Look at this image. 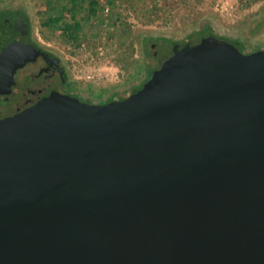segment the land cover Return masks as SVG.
<instances>
[{
  "label": "water",
  "instance_id": "obj_1",
  "mask_svg": "<svg viewBox=\"0 0 264 264\" xmlns=\"http://www.w3.org/2000/svg\"><path fill=\"white\" fill-rule=\"evenodd\" d=\"M0 264H264V47L206 36L122 98L1 117Z\"/></svg>",
  "mask_w": 264,
  "mask_h": 264
},
{
  "label": "rangeland",
  "instance_id": "obj_2",
  "mask_svg": "<svg viewBox=\"0 0 264 264\" xmlns=\"http://www.w3.org/2000/svg\"><path fill=\"white\" fill-rule=\"evenodd\" d=\"M43 5L0 0V19L23 20L29 36L59 57L71 92L88 102L142 85L147 69L172 52L164 40L196 41L205 28L243 52L264 47V0L62 1L49 17ZM87 67L98 77L85 78Z\"/></svg>",
  "mask_w": 264,
  "mask_h": 264
},
{
  "label": "flooded vegetation",
  "instance_id": "obj_3",
  "mask_svg": "<svg viewBox=\"0 0 264 264\" xmlns=\"http://www.w3.org/2000/svg\"><path fill=\"white\" fill-rule=\"evenodd\" d=\"M70 84L59 57L34 41L27 28L0 38V118L51 91L73 94Z\"/></svg>",
  "mask_w": 264,
  "mask_h": 264
},
{
  "label": "trees",
  "instance_id": "obj_4",
  "mask_svg": "<svg viewBox=\"0 0 264 264\" xmlns=\"http://www.w3.org/2000/svg\"><path fill=\"white\" fill-rule=\"evenodd\" d=\"M48 3H49V7H52L53 9L56 10L57 5H55L53 3V1L49 0ZM50 25L52 27H54L55 26V22L54 21H50ZM21 29H22V31L26 30V25L23 22V20L15 19V20L6 21L4 18L0 19V38L3 37L4 35L16 34L17 32H20ZM197 36L198 37H196L197 38L196 41H192L190 38H187L186 40H184L182 42H176V41H172V40H164V41H169L168 43H170L172 45V51H173V49L176 48V47H180V46H182L184 44H190V43L197 42L201 38L206 37V36H212V37H215V38H217L219 40L227 41V42H229L230 44H232L234 47H236L238 49V47H237V45H236V43L234 41H228V40L219 38L217 36H214L210 32H208L205 28H204V31H202L201 33H198ZM160 62H159V64H160ZM157 67L148 68L147 69V76H148V74H150ZM136 89H138V86L137 87H133L132 89H130L129 91H127L126 93H124L122 95L115 96V97H110V98L106 99L105 101H111V100L122 98V97H124V95H126V94H128V93H130V92H132V91H134Z\"/></svg>",
  "mask_w": 264,
  "mask_h": 264
},
{
  "label": "crops",
  "instance_id": "obj_5",
  "mask_svg": "<svg viewBox=\"0 0 264 264\" xmlns=\"http://www.w3.org/2000/svg\"><path fill=\"white\" fill-rule=\"evenodd\" d=\"M43 2V9L47 12V17L54 15L53 13L57 12L59 10V7H56V10L52 7H49V0H40ZM55 5H58L62 1H69V2H77V1H83V0H51ZM88 1V0H86ZM59 12V11H58ZM49 15V16H48Z\"/></svg>",
  "mask_w": 264,
  "mask_h": 264
},
{
  "label": "built area",
  "instance_id": "obj_6",
  "mask_svg": "<svg viewBox=\"0 0 264 264\" xmlns=\"http://www.w3.org/2000/svg\"><path fill=\"white\" fill-rule=\"evenodd\" d=\"M82 75L87 79L96 78L98 77V72L96 73L93 68L87 67L82 71Z\"/></svg>",
  "mask_w": 264,
  "mask_h": 264
}]
</instances>
